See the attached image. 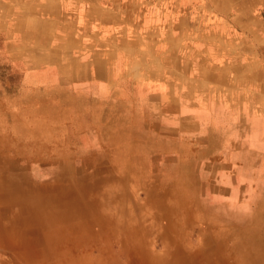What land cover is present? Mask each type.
Listing matches in <instances>:
<instances>
[{"label":"rangeland","instance_id":"1","mask_svg":"<svg viewBox=\"0 0 264 264\" xmlns=\"http://www.w3.org/2000/svg\"><path fill=\"white\" fill-rule=\"evenodd\" d=\"M0 257L264 264V0H0Z\"/></svg>","mask_w":264,"mask_h":264},{"label":"bare ground","instance_id":"2","mask_svg":"<svg viewBox=\"0 0 264 264\" xmlns=\"http://www.w3.org/2000/svg\"><path fill=\"white\" fill-rule=\"evenodd\" d=\"M85 177H87V176H85ZM185 176L183 177V180H185ZM182 184V185H181ZM176 186H177V188L178 189H182L183 190V195H186L185 197H184V200L186 201V203H187V183L186 182H184V181H178V184H176ZM183 187H185L186 188V190H184L183 189ZM168 188H173V186L172 185H170V186H167V189L166 190H169ZM176 187H175V190H178ZM184 191H186V193L184 192ZM169 192H171L170 194L171 195H173V197H172V200H174V203H178V199H180L181 201H183V198H179L178 196H177V194H175V192H174V190H172V191H170L169 190ZM176 193H177V191H176ZM120 223V222H119ZM120 228H122V226H120ZM162 230H164V229H162ZM163 232H166V230L165 231H163ZM200 255H197V257H198V259H200L201 258V256L199 257ZM158 260V259H157ZM183 260H184V258H183ZM163 264V263H162ZM251 264H253V263H251Z\"/></svg>","mask_w":264,"mask_h":264},{"label":"crops","instance_id":"3","mask_svg":"<svg viewBox=\"0 0 264 264\" xmlns=\"http://www.w3.org/2000/svg\"><path fill=\"white\" fill-rule=\"evenodd\" d=\"M0 259H1V257H0Z\"/></svg>","mask_w":264,"mask_h":264}]
</instances>
